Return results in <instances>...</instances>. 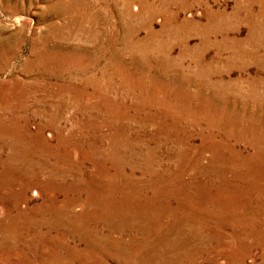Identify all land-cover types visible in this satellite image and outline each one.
I'll return each mask as SVG.
<instances>
[{"label":"rangeland","instance_id":"obj_1","mask_svg":"<svg viewBox=\"0 0 264 264\" xmlns=\"http://www.w3.org/2000/svg\"><path fill=\"white\" fill-rule=\"evenodd\" d=\"M144 1H145V4L146 3L147 4L144 7V10H143L144 12H142V9H143L142 6L144 5H142L141 2H143V0H133L132 2H130V0H123V2L122 0H0V96H1L0 97L1 98L0 116L6 114L7 104L10 102V100L14 102V100H16L17 97H23L24 101L26 102V107H27L24 111L21 112V114L19 113V115H21L20 116L21 118L19 117L18 119V123L16 125L17 127L15 126L13 130L14 133L8 127L5 128L4 126H1L3 129V132L2 133L0 132L1 134L0 135V172H1L0 173V192H1L0 194V211H1V214H0V219H1L0 221V233H1L0 234V243H1L0 244V264H5V263L6 264H40L41 262H42L41 264H57V262L62 263V261L68 264H75V263L76 264H130L129 261L125 262L117 258L116 256H114L113 252L106 250V247H113L112 245L114 244L112 243V241L121 240V239L124 240V237L120 236L121 229H117L118 231L109 233L107 229V225L105 226L106 223H105L104 218L105 219L109 218L108 212L118 213L117 214L118 217L132 218L138 215L139 212L146 211L148 213H152L153 211H156V209L150 206L149 208H145V202L143 201L145 197H143L140 200V204L143 205L144 207L134 205L133 203L134 201L130 199V196H132L131 194H133L129 192L130 189H127V191L125 192L120 191V192L115 193L117 197L116 198L117 204H113L111 202V199L107 198V197H111V196H108V194L111 193L110 192L111 190L109 191V188H110L108 186L109 184H105L103 183V181L105 180L107 182V179H116L122 176L121 178L128 179L127 180L128 182L135 180L134 182L138 185L139 190H142L141 193L143 192L142 193L143 196H145V194L150 193V191L145 189V184H144L145 179H146L145 176L147 177L148 175L143 173L145 172V164H144L145 160H142V159H145L146 148L147 150H151V151L155 150L156 151V152L154 151L155 155L158 153L157 156L163 159V161L165 160L164 162H166L167 159H170L171 157L172 158L170 160L174 161L175 160L174 155H179L182 152L181 150H183L182 148H186V147L191 148V149H187L188 151L185 153V156H184L186 160H190L189 164H193L192 162L193 159L194 161H196V158H197L196 156L198 155V153L201 154L200 157L202 159H200V163L203 166L208 164V162H210V159H211L210 150L208 148L206 150V148L204 147L200 148L202 139L201 140L199 139L201 138V135H204V134L207 135L213 132L211 129H214V128H209L208 118H207L209 115H213V114L208 113L207 114L208 116H206L205 115L206 113H199L201 112L199 103H197L194 107L195 109L198 108L197 110H200V111H197L193 114H189L185 108L184 109L176 108L174 110L173 108L170 109L169 103L175 100L176 98L173 93L171 94L172 89L168 88L169 86H171L172 83H174L173 80H170L168 78H163V79L159 78V82H158L159 84L155 88L154 84L150 82L151 80L149 81L148 79L150 76H152V74L157 75V77H162L161 74H166L167 72L177 73L178 71L183 70V72L185 71L184 72L185 78H188L190 77V74L193 73V70L197 68V66L205 67L207 69L209 68L210 71L211 69L213 71V72L211 71L212 73L210 74L212 77L209 75V78H211L209 79V82L207 81H204L201 83L195 82V84L197 85L193 83L192 84L182 83V86L183 87L185 86L184 87L185 91L187 90V91H191L194 93L201 92V96L199 98L200 101H206L210 97L213 98V95L215 94L216 96L218 95L217 98H220V97L223 98V100L226 103L225 105H227V103L228 104L233 103L232 107L230 108L226 107L227 110L230 111V112H227V115H232V113L236 114L235 113L236 111H239L242 115L244 113H249V115H254L256 113V110L258 112L257 104H261L264 107V99H263L264 98V95H263L264 94V90H263L264 80L263 81L257 80V78L259 77L264 79V37H263L264 33H262L264 31V0H248V1L247 0H195V1L194 0H186V1L184 0H181V1L180 0H166V1L165 0H144ZM138 2H140L139 3L140 6ZM124 3L129 4L128 10L130 12L128 10L126 12V8L125 7L123 8V6L125 5ZM151 3H152V6H151ZM240 8L244 10L242 11ZM147 9L150 11H148ZM122 11H124L123 14H122ZM139 13H141L143 16ZM128 14L132 17L134 15L133 17V19L135 20L134 24L130 23L128 19L129 18ZM90 18L93 20H91ZM194 21L197 23H195ZM209 21L212 22V24ZM253 24L257 28V31L255 33H253V30H252ZM130 25H135L134 29L136 30L137 35L136 34L131 35L130 30H129L131 27ZM204 25H208V27L214 32H210L209 30L207 31L203 29ZM163 27L164 28L166 27V29H164ZM170 27L175 28L178 31ZM193 29H195L196 31ZM91 33H93L94 35ZM257 33H262V34H257ZM250 35H254L253 36L254 38L250 39ZM257 35L260 36L258 38H261V41H258V39L256 38ZM144 38H147V39H144ZM95 39H97V41ZM136 39L139 42L142 39L143 41H145L146 45L141 47L143 51L135 49L136 46L132 42L137 43ZM161 39L165 42H163ZM245 40L248 42L250 46L254 47L253 50L255 54L254 56H252L254 57L253 59L252 57H249V55H239V54L237 55V53L241 51L235 52V50H244V51L246 50L247 52H251L250 48L245 47V43H246ZM92 41H94L95 45ZM169 41L170 42L172 41L171 43L173 44H171ZM249 41H252L253 43ZM180 42L181 44H179ZM157 46L159 48H157ZM126 47L128 49H125ZM166 48L170 49L171 51ZM129 51L131 52L129 53ZM69 52L75 54L77 58L74 57L73 59L62 61L66 57L65 54H68ZM49 53L51 56H49ZM146 55H147V58L145 57ZM170 56L171 58H169ZM59 57L61 60H59ZM201 57L203 59H201ZM51 58L53 61L51 60ZM184 58L185 59L187 58V59L184 60ZM40 60H41L40 62L41 65L39 63ZM110 60L114 62H111ZM182 60L184 61L182 62ZM199 60L203 61V62L201 61L199 62L201 65L198 64ZM115 63H117L118 65ZM48 64L50 65L51 68L49 67ZM206 65L207 66L211 65V66L207 67ZM83 68L84 70L77 71L78 69H83ZM174 68L175 70H173ZM72 69H73V72H72ZM106 69L109 72L105 74L106 75L105 77H102L101 72L102 70L105 71ZM116 70H117V74L114 77V73H116ZM69 72H72V73H69ZM139 72L143 73L144 75L143 80H141L139 77H136L138 76ZM92 74H94L93 79L91 81H87L86 79L89 78V75H92ZM99 77L101 78V80ZM124 78H128V79L130 78V79L125 80ZM221 81L223 82L221 83ZM241 81L242 82L245 81V82L242 83ZM142 82L145 84H143ZM207 83L217 86L219 89V92H217L218 94L214 92V90H212L213 88L211 89ZM196 86H199L201 88L198 90L196 89L197 88ZM227 86L228 88L232 87L231 89H234L236 86L237 90L236 88L234 89L235 91L230 89L229 90L230 92L225 93V96H224L223 95L224 93L220 92V90L221 88L227 87ZM95 87H97L98 89ZM121 87L123 88V90ZM254 88H259L260 90L254 89ZM66 89L67 91H70V93L67 92ZM98 90H100V92ZM157 90L159 92H157ZM245 90L247 92H245ZM254 90L257 92H255ZM110 91L113 93H111ZM123 91L126 93H124ZM255 93H257L258 95ZM59 94H61V96H59ZM233 95H235V97ZM3 96L5 97L3 98ZM78 96L79 98L77 99ZM105 96L107 98H105ZM58 99L59 100L61 99V100L59 101ZM145 99L147 103L145 102ZM170 99L171 101H169ZM160 100H162L163 102ZM162 103H163V106H162ZM120 105H122L123 107ZM160 108H161V111H160ZM143 110H145L148 114L144 112ZM218 111L220 112L219 114L222 113L220 110ZM240 113L237 115L240 116ZM259 114L261 116L260 118L264 117L263 111H259ZM108 115L109 117H107ZM62 116H63V120H62ZM189 116H192V118L194 119L196 118L195 120H197L198 122L197 126L196 125L191 126L192 125L190 123L191 117L189 119ZM213 124H215L214 121H213ZM172 126L174 129L175 128L176 129L174 130ZM180 126L183 127V130L181 129L182 127ZM216 128L219 129L218 136L215 134L217 138H221V136L223 137L225 131L228 129V127H226L225 124L224 125L222 124L220 127L217 126ZM55 130L56 132H58V134L55 132ZM195 131H198V132H195ZM4 132H6V136L3 135ZM114 132L116 135L114 134ZM83 133L84 134L87 133V135L86 134L84 135ZM163 133L164 134L166 133V134L164 135ZM163 135L165 136V138ZM191 135L192 137H190ZM121 136L123 138H120ZM185 136L189 138L188 143L184 144L183 146L179 145L180 141L178 139H182ZM125 138L127 139L124 140ZM242 139L243 140L239 142H236L235 139H231L227 142V145L228 147L237 146L239 150L244 151V152H251V149H248L246 145L242 143L245 141V139L244 138ZM168 140H171V141L175 140V143L173 141L171 143V141L169 142ZM116 142L117 144H115ZM107 143L109 145H107ZM113 144L115 145L114 147L116 148V151L112 149ZM126 146H129V147H126ZM121 148L122 149L125 148V149L121 150ZM195 148H197L199 152ZM89 149H90V152H89ZM98 149L102 151V156L104 158L98 156L99 158L98 159L97 155L93 154L94 151ZM127 150H129L130 154H128L129 152ZM106 154L107 155L112 154L116 160L118 159L117 157H121L124 154H127L128 156L131 155L135 163H132L133 166L130 165V169L125 168L126 173L122 171L120 172L119 170H115L114 164L116 162H112L108 160L106 158ZM118 154L119 155L122 154V155L119 156ZM58 159L65 162L64 164L66 165L71 164L70 166H73V170L71 168V172H70L71 174L68 173L65 176L64 179L66 182L64 183L62 182L64 181V179H60V177L51 176V173L49 171L45 173H39L38 169L35 168L36 167L35 162H36L37 164L47 163L48 165L47 164L46 165L49 167V170L57 169L56 166H53L51 164L58 161ZM141 160H142V163H141ZM172 161L171 163L169 162L170 164L168 163L166 170L168 169L170 170L171 168H173ZM29 164H32V166L30 167ZM62 165L63 163H59L60 170L63 169V167H61ZM108 165L112 166L113 169L105 170L106 166ZM2 166H3V169H2ZM184 172L186 173L185 176L183 177L184 180L189 179L191 177L190 175H193V173H187L186 169ZM42 176L44 178H42ZM69 176H73L75 178L73 179V177L71 178ZM1 177L4 178L5 181ZM51 177L52 178L54 177L55 181H53L50 184ZM152 178H155V177H152ZM147 179H149V176L147 177ZM226 179L228 181H231L232 180L231 175H226ZM201 181L203 183H212L210 182L211 179L209 177L201 178ZM157 182L159 183V181ZM248 182L249 183L252 182L253 184L258 185L259 187L262 186V189L259 191H252L255 189L250 188L251 189L250 195H252L251 196L252 200L253 201L264 200V177L256 178L255 176L254 178L249 179ZM12 184L14 185L12 186ZM46 185H48L49 187ZM62 185L65 186L66 190L64 189L60 190L59 187H61ZM70 185L71 186L76 185L75 187H79L81 190H83V193L78 195L80 197L76 196L73 192L71 194V191L73 190L71 189ZM113 185L114 186L117 185L116 181L113 182ZM99 186H101L102 188ZM96 189L98 190V192ZM171 192H174V190ZM33 193H36V194H33ZM91 193L93 194V196ZM126 198L129 200H127ZM95 199L102 200V209L100 210L101 213L99 214H98L99 208L98 207L96 208L93 205L94 202L96 201ZM67 200L70 201V203L65 202ZM81 202H84V204H81ZM60 204L61 205L66 204L65 207H67L66 210L68 212V215L70 216V221L72 219L74 221L80 220L79 223H77V225L70 222L71 226L60 227L54 221L51 222L52 213L54 216L60 213L61 211ZM158 204L160 205V203ZM80 205L82 207L85 206V209L88 208V210H86L88 212L86 215H84V217H81V214L83 211ZM246 208L250 210V208L248 207ZM109 209L111 210L113 209V210L109 211ZM186 209L188 211H192L189 209V206H187ZM136 211L138 214L136 213ZM155 213L156 212H154L153 214ZM88 215H90L91 217H89ZM179 215L181 216V214H178V216ZM86 216L88 217L85 218ZM152 216H155V215H150V217ZM31 217L32 219H30ZM118 217L114 218L115 222H117ZM150 217H149V220L145 219V241H147V243H150L149 241H151V239L155 240V238H153V235L162 234L163 243L168 244L164 246L163 248L164 249L169 248V251L165 250L166 253L164 252L165 254L159 257L158 256L151 257V255H148L149 257L148 256L145 257V261L148 264H160V263L161 264H213V263L214 264L216 263L224 264L226 261L225 260L226 255L230 253L234 254L235 250L232 251V249L229 248L230 246L233 247L234 244L239 245L238 248L241 250V252L240 251L235 252V255L242 256L241 258H242L243 264H261L260 258L263 256L262 253L264 251V236H262L264 235V224L262 223H257L256 221L253 222V220H250L249 222L246 223L241 220H236L233 216L232 217L233 222L232 220H229L223 223V225L217 224L218 226L216 224H213L212 220L203 222V219H202L201 221H198V222L196 221L192 222L190 219L182 220V218H181L182 224L180 222V225L174 226L176 222H174L173 219H170L167 216H164V217H166L168 221L166 220V218H163L162 219L163 223L159 222L160 218L157 221L156 220L153 221L151 220ZM101 218L104 221H102ZM187 221H190V223ZM251 223H252V226H251ZM72 227H81L82 231L78 233L79 235L77 233H72L73 232ZM146 228H148L149 230ZM158 228L161 230H159ZM168 228H170L171 230ZM174 228L177 230H175ZM85 230H87L88 232ZM175 231L177 234L175 233ZM216 231L220 233L221 237H223L221 238L222 246L219 245L218 248L216 247L217 244H215L214 240L211 242L212 243L211 244L210 241L207 243V239H206V236L208 234H212V233L215 234ZM10 232L12 233L14 232V233L11 234ZM92 232H97L98 234L96 233L95 234L98 236L107 235L109 239H111L112 241L110 242L107 241V242L102 243L96 240L95 238L93 239V238L88 237V235ZM168 232L169 234H167ZM178 233L179 234L185 233L183 235L184 241L181 243L182 247L180 249L174 247L178 249V251H172L170 250L171 249L170 247H173V246L169 245L170 243L169 240L172 239V240L177 241V238L175 235H178ZM10 235L12 238H9ZM196 235H199L202 237L201 245L203 247L209 244L206 247L207 250H204V248L198 249V245H196L198 242L197 238L195 237ZM164 238L167 240H165ZM11 240L12 241L14 240V241L12 242ZM204 242H206V244ZM105 245L107 246L105 247ZM227 248L230 250H228ZM142 249L143 248L140 249V254H142ZM243 253L245 256H243ZM73 255H75V258ZM135 260L139 261V258ZM137 261L136 263H138Z\"/></svg>","mask_w":264,"mask_h":264},{"label":"bare ground","instance_id":"obj_2","mask_svg":"<svg viewBox=\"0 0 264 264\" xmlns=\"http://www.w3.org/2000/svg\"><path fill=\"white\" fill-rule=\"evenodd\" d=\"M133 0H130V2H132ZM166 1V0H165ZM181 1V0H180ZM184 1H186V0H184ZM195 1V0H194ZM248 1V0H247ZM122 2H123V0H122ZM148 2V1H147ZM168 2V1H167ZM166 2V3H167ZM178 2V1H177ZM198 2V1H197ZM82 3V2H81ZM140 2H138V4H139ZM159 3V2H158ZM161 3V2H160ZM163 3V2H162ZM165 3V2H164ZM195 3V2H194ZM244 3V2H243ZM76 4H77V2H76ZM123 4V3H122ZM125 4V3H124ZM131 4V3H130ZM135 4V3H134ZM141 4L142 5H144V6H142V12H144L143 10H144V7H145V5L147 4H145V1L143 0V2H141ZM199 4V3H198ZM239 4V3H238ZM68 5V4H67ZM83 5V4H82ZM235 5V4H234ZM237 5V4H236ZM132 6V5H131ZM131 6H130V8H131ZM139 6H140V4H139ZM151 6H152V3H151ZM162 6V5H161ZM161 6H160V8H161ZM168 6V5H167ZM174 6V5H173ZM69 7V6H68ZM73 7V6H72ZM82 7V6H81ZM89 7V6H88ZM126 8V12H127V10H128V7H129V4L127 3V4H125L124 6H123V8ZM147 7H148V5H147ZM146 7V8H147ZM154 7V6H153ZM157 7V6H156ZM163 7V6H162ZM150 8V7H149ZM166 8V7H165ZM175 8V7H174ZM237 8V7H236ZM242 8V7H241ZM240 8V9H241ZM71 10V9H70ZM73 10H74V8H73ZM119 10V9H118ZM138 10V9H137ZM148 10V9H147ZM242 10V9H241ZM244 10V9H243ZM242 10V11H243ZM129 11V10H128ZM148 11H150V10H148ZM155 11V10H154ZM168 11V10H167ZM208 11V10H207ZM240 11V10H239ZM123 12L124 11H122V14H123ZM130 12V11H129ZM153 12V11H152ZM222 12V11H221ZM121 13V12H120ZM149 13V12H148ZM160 13V12H159ZM174 13V12H173ZM249 13V12H248ZM247 13V14H248ZM132 14V13H131ZM135 14V13H134ZM139 14H141V13H139ZM144 14V13H143ZM155 14V13H154ZM167 14V13H166ZM169 14V13H168ZM172 14V13H171ZM176 14V13H175ZM214 14V13H213ZM226 14V13H225ZM124 15H126V14H124ZM142 15V14H141ZM140 15V16H141ZM208 15V14H207ZM239 15V14H238ZM78 16V15H77ZM137 16V15H136ZM143 16V15H142ZM167 16V15H166ZM171 16V15H170ZM173 16V15H172ZM205 16V15H204ZM212 16V15H211ZM216 16V15H215ZM219 16V15H218ZM235 16V15H234ZM122 17V16H121ZM125 17V16H124ZM128 19H129V21H130V23H135V20L133 19V17H134V15H133V17L132 16H130L129 14H128ZM148 17V16H147ZM222 17H224V16H222ZM236 17V16H235ZM79 18V17H78ZM138 18V17H137ZM213 18V17H212ZM91 19V18H90ZM121 19V18H120ZM136 19V18H135ZM142 19V18H141ZM140 19V20H141ZM252 19V18H251ZM91 20H93V19H91ZM143 20V19H142ZM207 20H208V18H207ZM235 20V19H234ZM258 20V19H257ZM88 21V20H87ZM124 21V20H123ZM186 21V20H185ZM262 21V20H261ZM71 22V21H70ZM94 22V21H93ZM128 22V21H127ZM138 22H139V20H138ZM189 22V21H188ZM195 22V21H194ZM210 22V21H209ZM241 22V21H240ZM122 23V22H121ZM124 23V22H123ZM166 23V22H165ZM184 23V22H183ZM195 23H197V22H195ZM211 24H212V22H210ZM254 23V22H253ZM148 24V23H147ZM236 24V23H235ZM256 24V23H255ZM70 25H71V23H70ZM137 25V24H136ZM145 25V24H144ZM143 25V26H144ZM150 25V24H149ZM166 25V24H165ZM181 25V24H180ZM189 25H190V23H189ZM193 25V24H192ZM195 25V24H194ZM238 25V24H237ZM65 26V25H64ZM112 26V25H111ZM131 26V27H130ZM129 27H130V33H131V35H137V32H136V30L134 29V26L135 25H130ZM142 26V25H141ZM167 26V25H166ZM183 26V25H182ZM150 27V26H149ZM148 27V28H149ZM188 27V26H187ZM193 27H195V26H193ZM197 27V26H196ZM200 27V26H199ZM57 28V27H56ZM122 28V27H121ZM147 28V27H146ZM152 28V27H151ZM164 28V27H163ZM162 28V29H163ZM170 28H172V27H170ZM58 29V28H57ZM150 29V28H149ZM164 29H166V27L164 28ZM172 29H175V28H172ZM179 29V28H178ZM184 29H185V27H184ZM202 29V28H201ZM203 29H205V30H209L210 32H214L213 30H211L209 27H208V25H204V27H203ZM263 29V28H262ZM175 30H177V29H175ZM190 30V29H189ZM193 30H195V29H193ZM250 30V29H249ZM252 30H253V33H255L256 31H257V28L255 27V25L253 24V28H252ZM125 31V30H124ZM144 31V30H143ZM142 31V32H143ZM178 31V30H177ZM176 31V32H177ZM196 31V30H195ZM95 32V31H94ZM168 32V31H167ZM197 32H198V30H197ZM228 32V31H227ZM88 33H90V32H88ZM126 33V32H125ZM127 33H129V32H127ZM159 33V32H158ZM173 33V32H172ZM262 33H264V31L262 32ZM262 33H257V34H262ZM91 34H93V33H91ZM99 34V33H98ZM97 34V35H98ZM149 34V33H148ZM164 34H166V33H164ZM169 34V33H168ZM171 34V33H170ZM177 34V33H176ZM176 34H175V36H176ZM94 35V34H93ZM174 35V34H173ZM191 35V34H190ZM89 36V35H88ZM91 36V35H90ZM99 36V35H98ZM101 36V35H100ZM128 36V35H127ZM149 36V35H148ZM159 36V35H158ZM163 36V35H162ZM168 36H170V35H168ZM174 36V37H175ZM196 36V35H195ZM249 36V35H248ZM254 35H250V39H252V38H254L253 37ZM143 37H145V36H143ZM157 37V36H156ZM179 37V36H178ZM258 37H260V36H258L257 35V39H258V41H261V38H258ZM261 37H262V35H261ZM264 37V36H263ZM96 38H98V37H96ZM140 38V37H139ZM154 38V37H153ZM160 38V37H159ZM162 38V37H161ZM180 38V37H179ZM185 38H187V37H185ZM248 38V37H247ZM128 39H129V37H128ZM130 39H131V37H130ZM144 39H147V38H144ZM172 39V38H171ZM91 40H92V38H91ZM96 41H97V39H95ZM137 40V39H136ZM158 40V39H157ZM162 40V39H161ZM177 40V39H176ZM187 40V39H186ZM226 40V39H225ZM256 40V39H255ZM159 41H160V39H159ZM163 41V40H162ZM167 41V40H166ZM211 41V40H210ZM246 41V40H245ZM88 42V41H87ZM91 42V41H90ZM93 43H94V41H92ZM126 42V41H125ZM137 43H135V42H132V43H134L135 44V49H137V50H140V51H143V49L141 48V47H143V46H145L146 44H145V41H143V39L139 42L138 40L136 41ZM163 42H165V41H163ZM170 42V41H169ZM172 42V41H171ZM170 42V43H171ZM249 42H252V41H249ZM92 43V44H93ZM110 43V42H109ZM131 43V44H132ZM147 43H149V42H147ZM150 43H152V42H150ZM154 43V42H153ZM161 43V42H160ZM218 43H220V42H218ZM253 43V42H252ZM162 44V43H161ZM168 44V43H167ZM171 44H173V43H171ZM179 44H181V42L179 43ZM186 44V43H185ZM251 44V43H250ZM94 45H95V43H94ZM93 45V46H94ZM109 45V44H108ZM128 45V44H127ZM158 45V44H157ZM164 45H165V43H164ZM163 45V46H164ZM132 46V45H131ZM149 46H151V45H149ZM156 46V45H155ZM154 46V47H155ZM186 46V45H185ZM257 46V45H256ZM100 47V46H99ZM168 47V46H167ZM172 47V46H171ZM245 47H247V48H250V50H251V52H247L246 50L244 51V50H235V52L236 51H241V52H238L237 53V55L239 54V55H249V57H252V56H254V54H255V52H254V47H252V46H250L249 44H248V42L246 41V43H245ZM148 48V47H147ZM152 48V47H151ZM157 48H159L158 46H157ZM170 48V47H169ZM200 48V47H199ZM226 48V47H225ZM125 49H128L127 47L125 48ZM153 49V48H152ZM151 49V50H152ZM155 49V48H154ZM166 49H168V48H166ZM172 49V48H171ZM184 49V48H183ZM219 49V48H218ZM242 49V48H241ZM73 50V49H72ZM119 50V49H118ZM156 50V49H155ZM164 50V49H163ZM168 50H170V49H168ZM249 50V51H250ZM74 51H75V49H74ZM127 51V50H126ZM125 51V52H126ZM134 51V50H133ZM148 51V50H147ZM154 51V50H153ZM171 51V50H170ZM225 51V50H224ZM256 51V50H255ZM258 51V50H257ZM260 51V50H259ZM53 52V51H52ZM60 52V51H59ZM82 52V51H81ZM94 52V51H93ZM131 51H129V53H130ZM166 52V51H165ZM169 52V51H168ZM200 52V51H199ZM80 53V52H79ZM84 53V52H83ZM115 53V52H114ZM120 53V52H119ZM145 53V52H144ZM143 53V54H144ZM148 53V52H147ZM161 53V52H160ZM167 53V52H166ZM202 53V52H201ZM52 54V53H51ZM100 54V53H99ZM116 54V53H115ZM140 54V53H139ZM162 54V53H161ZM181 54V53H180ZM183 54V53H182ZM203 54V53H202ZM38 55V54H37ZM41 55V54H40ZM43 55V54H42ZM131 55V54H130ZM149 55H150V53H149ZM158 55V54H157ZM164 55V54H163ZM177 55V54H176ZM185 55V54H184ZM257 55H258V53H257ZM49 56H51L50 55V53H49ZM65 58L62 60V61H67V60H70V59H73L74 57H76L77 58V56L75 55V54H73V53H68V54H65ZM99 56V55H98ZM133 56V55H132ZM156 56V55H155ZM186 56V55H185ZM200 56V55H199ZM202 56V55H201ZM44 57V56H43ZM57 57V56H56ZM81 57V56H80ZM84 57V56H83ZM91 57V56H90ZM146 58H147V55L145 56ZM181 57V56H180ZM223 57V56H222ZM239 57V56H238ZM241 57V56H240ZM259 57V56H258ZM48 58V57H47ZM115 58H116V56H115ZM120 58V57H119ZM144 58V57H143ZM157 58V57H156ZM164 58V57H163ZM167 58H168V56H167ZM169 58H171V56L169 57ZM254 57H252V59H253ZM81 59V58H80ZM96 59V58H95ZM142 59V58H141ZM182 59V58H181ZM180 59V60H181ZM187 59V58H186ZM185 58H184V60H186ZM191 59V58H190ZM201 59H203L202 57H201ZM212 59V58H211ZM241 59V58H240ZM246 59V58H245ZM51 60H52V58H51ZM59 60H61L60 59V57H59ZM76 60V59H75ZM117 60V59H116ZM153 60V59H152ZM166 60V59H165ZM173 60V59H172ZM184 60H182V62L184 61ZM198 60V59H197ZM35 61H36V59H35ZM38 61V60H37ZM53 61V60H52ZM78 61V60H77ZM76 61V62H77ZM111 61V60H110ZM154 61V60H153ZM196 61V60H195ZM203 62L202 60H199L198 61V64H200L199 62ZM241 61V60H240ZM263 61V60H262ZM41 62V60L39 61V63ZM75 62V61H74ZM111 62H114V61H111ZM116 62V61H115ZM118 62V61H117ZM209 62V61H208ZM45 63V62H44ZM48 63H49V61H48ZM73 63V62H72ZM71 63V64H72ZM91 63H92V61H91ZM90 63V64H91ZM107 63V62H106ZM105 63V64H106ZM167 63V62H166ZM179 63V62H178ZM255 63V62H254ZM260 63V62H259ZM86 64V63H85ZM115 64H117V63H115ZM173 64V63H172ZM204 64H206V63H204ZM242 64V63H241ZM29 65V64H28ZM40 65H41V63H40ZM43 65V64H42ZM49 65V64H48ZM109 65V64H108ZM112 65H114V64H112ZM118 65V64H117ZM120 65V64H119ZM129 65V64H128ZM180 65V64H179ZM201 65V64H200ZM31 66V65H30ZM71 66V65H70ZM90 66V65H89ZM106 66V65H105ZM104 66V67H105ZM124 66V65H123ZM127 66V65H126ZM132 66V65H131ZM165 66V65H164ZM174 66V65H173ZM207 66V65H206ZM211 66V65H210ZM210 66H207V67H210ZM49 67H50V65H49ZM83 67V66H82ZM110 67H112V66H110ZM116 67V66H115ZM114 67V68H115ZM169 67V66H168ZM183 67V66H182ZM228 67V66H227ZM34 68V67H33ZM38 68V67H37ZM41 68V67H40ZM39 68V69H40ZM51 68V67H50ZM55 68V67H54ZM78 68H79V66H78ZM123 68V67H122ZM45 69V68H44ZM108 69V68H107ZM107 69L104 71V70H102V72H101V76L102 77H105L106 75V73H108L109 71H107ZM116 69V68H115ZM121 69V68H120ZM126 69V68H125ZM240 69H242V68H240ZM244 69V68H243ZM35 70V69H34ZM82 70H84V68L83 69H78L77 71H82ZM86 70V69H85ZM117 70H118V68H117ZM117 70H116V73H114V77L116 76V74H117ZM122 70V69H121ZM124 70V69H123ZM129 70V69H128ZM167 70V69H166ZM173 70H175V68L173 69ZM217 70V69H216ZM31 71V70H30ZM45 71V70H44ZM43 71V72H44ZM66 71H67V69H66ZM211 71H212V69H211ZM210 71V69L208 68H205V67H198L197 66V68L195 69V70H193V73L192 74H190V77H188V78H185V71L183 72V70L182 71H178L177 73H166V74H161V76L162 77H157V75H153L152 74V76H150L148 79H149V81L150 82H152L153 84H154V86H155V88H156V86L159 84L158 82H159V78H168V79H170V80H173V82L174 83H172L171 84V86H169L168 88H171L172 90H171V94L173 93L174 94V96L176 97L175 98V100H173L172 102H170L169 103V108L170 109H172L173 108V110L174 109H176V108H180V109H186L187 110V112L189 113V114H193V113H195V112H197V111H200V110H197V109H195V105L197 104V103H199V105H200V109H201V112H199V113H206L205 115L206 116H208L207 114L209 113V114H213V115H209L207 118H208V126H209V128H214V129H211L213 132H211V133H209V134H207V135H205L203 132V134L204 135H201V138L199 139V140H201V146H200V148L201 147H204V148H206V150H207V148L210 150V152H211V159H210V162H208V164H206L205 166H203V165H201V163H200V159H202L201 157H200V153H198V155L196 156L197 158H196V161H194V159L192 160V162H193V164H189V161L190 160H186L185 159V153L188 151L187 149H191V148H182L183 150H181L182 152L179 154V155H174V157H175V160L174 161H172V160H170V159H167V161L166 162H164L163 161V159H161L160 157H158L157 156V154L155 155V152L154 151H151V150H147V148H146V150H145V159H142V160H145V172H143V173H145V174H147L148 176H149V179H147V177L145 176V189L146 190H148V191H150V193H148V194H145V196H143L142 195V193H141V191L142 190H139V187H138V185L134 182L135 180H132V181H127L128 179H123V178H116V179H107V182L104 180L103 181V183H105V184H109L108 186L110 187L109 188V191L111 192L110 194H108V196H111V197H107V198H110L111 199V202L113 203V204H117V197H116V195H115V193H117V192H120V191H123V192H125V191H127V189H130V191L129 192H131V193H133V194H131L132 196H130V199L132 200V201H134L133 203H134V205H137V206H143V205H141L140 204V200L143 198V197H145V199H143V201L145 202V208H149V206L150 207H152V208H154V209H156V211H153L152 213H148V212H146V211H142V212H139V214L137 213V211H136V213L138 214V215H136V216H134V217H132V218H128V217H118V213H109L108 212V216H109V218L107 219H105L104 218V220H105V226L107 225V229H108V232L109 233H112V232H116V231H118L117 229H121V232H120V236L121 237H124V240H116L115 238V240L116 241H112L111 239H109V237L107 236V235H103V236H98V235H96V234H98L97 232H92V233H90L89 235H88V237H90V238H95L96 240H98V241H100V242H102V243H104V242H107V241H112V243L114 244V245H112L113 247H106L107 245H105V247H106V250L108 251H110V252H113V254H114V256H116L117 258H119V259H121V260H123V261H129L130 262V264H148L146 261H145V257H147L148 255H151V257L152 256H161V255H163V254H165L166 252H165V250H168L169 251V248H163L164 246H166V245H168V244H165V243H163V239H162V234L161 235H153V238H155V240L153 239H151V237H150V239H151V241H149L150 243H147V241H145V219L146 220H149V217H150V215H155V216H152V217H150L151 218V220H153V221H157L159 218H160V220H159V222H162V219L163 218H166V217H164V216H167L168 218H170V219H173L174 220V222H176L175 224H174V226H177V225H180V222L182 221V220H188V219H190L192 222L194 221H196V222H198V221H201L202 219H203V222L204 221H210V220H212L213 222V224H222L223 225V223H225L226 221H229V220H232V222H233V216H234V218L236 219V220H241V221H243V222H249L250 220H253V222L254 221H256L257 223H262V224H264V200H260V201H253L252 200V195H250V192H251V189L250 188H252V189H255V190H252V191H259V190H261L262 189V186L261 187H259L258 185H255V184H253L252 182L251 183H249L248 181H249V179H251V178H254L255 176H256V178L257 177H264V117H262V118H260L261 116H260V114H259V111H263L264 112V107L261 105V104H257L258 105V107H257V109H258V112H257V110H256V113L254 114V115H249V113H244L243 115L239 112V111H236L235 113L236 114H233L232 113V115H227V112H230L229 110H227V108L226 107H232V104H228L227 103V105H225L226 103H225V101L223 100V98H217V96L214 94L213 95V98L212 97H210L208 100H206V101H200V96H201V92H191V91H185V89H184V87L182 86V83H185V84H189V83H193V84H195V82L196 83H198V82H204V81H207V82H209V79H211V78H209V75L213 72H211ZM37 72V71H36ZM40 72V71H39ZM38 72V73H39ZM55 72V71H54ZM72 72H73V69H72ZM72 72H69V73H72ZM111 72V71H110ZM134 72V71H133ZM145 72V71H144ZM221 73V72H220ZM43 74V73H42ZM50 74V73H49ZM217 74V73H216ZM118 75H120V74H118ZM149 75V74H148ZM211 76V75H210ZM215 76V75H214ZM217 76V75H216ZM93 77H94V74H92V75H89V78H87L86 80L87 81H91L92 79H93ZM96 77V76H95ZM122 77V76H121ZM128 77H130V76H128ZM136 77H139L141 80H143L144 79V75H143V73L142 72H139L138 73V76H136ZM212 77V76H211ZM257 77H259V76H257ZM100 78V77H99ZM98 78V79H99ZM123 78V77H122ZM138 78V79H139ZM97 79V78H96ZM113 79V78H112ZM125 80H129L128 78H124ZM132 79V78H131ZM254 79V78H253ZM100 80H101V78H100ZM191 80V81H190ZM246 80V79H245ZM255 80H256V78H255ZM257 80L258 81H263L264 79L263 78H261V77H259V78H257ZM99 81V80H98ZM108 81V80H107ZM120 81H121V79H120ZM130 81H132V80H130ZM136 81V80H135ZM169 81V80H168ZM247 81V80H246ZM137 82V81H136ZM223 81H221V83H222ZM242 82V81H241ZM245 81H243L242 83H244ZM251 82V81H250ZM80 83H82V82H80ZM87 83V82H86ZM116 83V82H115ZM126 83V82H125ZM130 83V82H129ZM143 83V82H142ZM234 83H235V81H234ZM233 83V84H234ZM247 83V82H246ZM123 84V83H122ZM143 84H145V83H143ZM208 84V83H207ZM228 84V83H227ZM232 84V85H233ZM253 84H255V83H253ZM259 84V83H258ZM116 85V84H115ZM168 85V84H167ZM173 85V86H172ZM195 85H197V84H195ZM229 85V84H228ZM244 85V84H243ZM84 86H86V85H84ZM92 86V85H91ZM90 86V87H91ZM96 86V85H95ZM117 86V85H116ZM121 86V85H120ZM128 86V85H127ZM136 86V85H135ZM208 86L212 89V90H214V92H219V89H218V87L217 86H214V85H212V84H208ZM221 86H222V84H221ZM249 86V85H248ZM251 86V85H250ZM254 86V85H253ZM64 87V86H63ZM68 87V86H67ZM71 87H72V85H71ZM70 87V88H71ZM94 87V86H93ZM115 87V86H114ZM125 87V86H124ZM197 88L196 89H200L201 87H199V86H196ZM255 87V86H254ZM257 87V86H256ZM62 88V87H61ZM69 88V87H68ZM81 88V87H80ZM79 88V89H80ZM95 88H97V87H95ZM109 88V87H108ZM120 88V87H119ZM122 88V87H121ZM127 88V87H126ZM161 88H163V87H161ZM204 88V87H203ZM232 88V87H231ZM231 88H228V86L227 87H223V88H221V90H220V92H222V93H224L223 95L225 96V93H227V92H230L229 90L231 89ZM235 88H236V86H235ZM234 88V89H235ZM253 88V87H252ZM78 89V90H79ZM98 89V88H97ZM129 89V88H128ZM187 89V88H186ZM234 89H231V90H234ZM242 89V88H241ZM248 89H250V88H248ZM247 89V90H248ZM254 89H259V88H254ZM61 90H63V89H61ZM84 90H85V88H84ZM103 90V89H102ZM122 90H123V88H122ZM133 90V89H132ZM146 90V89H145ZM155 90V89H154ZM236 90H237V88H236ZM260 90V89H259ZM264 90V89H263ZM3 91V90H2ZM66 91H67V89H66ZM82 91V90H81ZM81 91H79V92H81ZM99 92H100V90H98ZM107 91V90H106ZM109 91V90H108ZM116 91V90H115ZM127 91V90H126ZM131 91V90H130ZM235 91V90H234ZM233 91V92H234ZM253 91V90H252ZM255 91V90H254ZM64 92V91H63ZM67 92H69L70 93V91H67ZM73 92V91H72ZM77 92V91H76ZM96 92V91H95ZM111 92V91H110ZM124 92V91H123ZM129 92V91H128ZM142 92V91H141ZM157 92H159L158 90H157ZM245 92H247L246 90H245ZM255 92H257V91H255ZM262 92V91H261ZM4 93V92H3ZM6 93V92H5ZM66 93V92H65ZM64 93V94H65ZM86 93V92H85ZM89 93H90V91H89ZM98 93V92H97ZM111 93H113V92H111ZM124 93H126V92H124ZM134 93V92H133ZM140 93V92H139ZM138 93V94H139ZM238 93V92H237ZM252 93V92H251ZM254 93V92H253ZM2 94V93H1ZM79 94V93H78ZM109 94V93H108ZM121 94V93H120ZM213 94V93H212ZM218 94V93H217ZM230 94H232V93H230ZM229 94V95H230ZM236 94V93H235ZM239 94V93H238ZM237 94V95H238ZM250 94V93H249ZM255 94H257V93H255ZM69 95H71V94H69ZM73 95H75V94H73ZM87 95V94H86ZM95 95H97V94H95ZM94 95V96H95ZM103 95V94H102ZM156 95H157V93H156ZM211 95V94H210ZM222 95V96H223ZM258 95V94H257ZM264 95V94H263ZM59 96H61V94H59ZM82 96V95H81ZM99 96V95H98ZM131 96V95H130ZM234 97H235V95H233ZM242 96V95H241ZM244 96V95H243ZM246 96V95H245ZM1 97V96H0ZM5 96H3V98H4ZM9 97V96H8ZM63 97V96H62ZM100 97H101V95H100ZM124 97V96H123ZM132 97V96H131ZM138 97V96H137ZM231 97V96H230ZM237 97V96H236ZM258 97V96H257ZM74 98V97H73ZM79 98V96L77 97V99ZM104 98V97H103ZM105 98H107L106 96H105ZM133 98V97H132ZM242 98H244V97H242ZM250 98V97H249ZM12 99H13V97H12ZM99 99V98H98ZM101 99V98H100ZM118 99V98H117ZM150 99V98H149ZM264 99V98H263ZM0 100H1V98H0ZM8 100V99H7ZM59 100V99H58ZM61 100V99H60ZM59 100V101H60ZM103 100V99H102ZM142 100V99H141ZM158 100V99H157ZM165 100V99H164ZM237 100V99H236ZM235 100V101H236ZM254 100V99H253ZM4 101V100H3ZM15 101H16V103H15ZM84 101V100H83ZM134 101V100H133ZM159 101V100H158ZM160 101H162V100H160ZM169 101H171V99L169 100ZM9 102V101H8ZM35 102H37V101H35ZM79 102H81V101H79ZM132 102V101H131ZM145 102H146V99H145ZM144 102V103H145ZM163 102V101H162ZM167 102V101H166ZM232 102H233V100H232ZM254 102V101H253ZM252 102V103H253ZM100 103V102H99ZM102 103V102H101ZM109 103V102H108ZM141 103V102H140ZM147 103V102H146ZM145 103V104H146ZM156 103V102H155ZM161 103V102H160ZM213 103V104H212ZM35 104V103H34ZM37 104V103H36ZM132 104H134V103H132ZM132 104H131V106H132ZM165 104V103H164ZM245 104V103H244ZM6 105V104H5ZM15 105V106H14ZM33 105V104H32ZM40 105V104H39ZM55 105V104H54ZM61 105V104H60ZM80 105V104H79ZM78 105V106H79ZM84 105V104H83ZM157 105H158V103H157ZM166 105H167V103H166ZM236 105V104H235ZM256 105V106H257ZM4 106V105H3ZM2 106V107H3ZM76 106V105H75ZM120 106H122V105H120ZM130 106V105H129ZM150 106V105H149ZM162 106H163V103H162ZM250 106H251V104H250ZM81 107V106H80ZM123 107V106H122ZM146 107V106H145ZM154 107V106H153ZM157 107V106H156ZM234 107V106H233ZM240 107H241V105H240ZM247 107V106H246ZM249 107V106H248ZM27 107H26V102L24 101V99H23V97H17V99L16 100H14V102H12L11 100H10V102L7 104V111H6V114H4V115H1L0 116V132L2 133L3 132V129H2V127L1 126H4L5 128H9L10 130H12V132H13V130H14V128H15V126L17 125V123H18V119H19V117L21 116V115H19V113L21 114V112L22 111H24L25 109H26ZM28 108H29V106H28ZM61 108V107H60ZM77 108V107H76ZM127 108V107H126ZM253 108V107H252ZM2 109V108H1ZM78 109V108H77ZM101 109H103V108H101ZM167 109V108H166ZM179 109V110H180ZM39 110H40V108H39ZM46 110V109H45ZM110 110V109H109ZM108 110V111H109ZM123 110V109H122ZM132 110V109H131ZM130 110V111H131ZM150 110V109H149ZM154 110V109H153ZM178 110V111H179ZM185 110V111H186ZM218 110H220L222 113L221 114H219L220 112L218 111ZM42 111V110H41ZM40 111V112H41ZM55 111V110H54ZM53 111V112H54ZM128 111V110H127ZM144 112H146L145 110H143ZM160 111H161V108H160ZM163 111H165V110H163ZM245 111V110H244ZM247 111V110H246ZM249 111V110H248ZM255 111V110H254ZM1 112V111H0ZM105 112V111H104ZM104 112H103V114H104ZM107 112V111H106ZM150 112V111H149ZM152 112V111H151ZM186 112V113H187ZM141 113V112H140ZM147 113V112H146ZM153 113V112H152ZM161 113V112H160ZM240 113V116L239 115H237V114H239ZM24 114V113H23ZM102 114V113H101ZM138 114V113H137ZM148 114V113H147ZM31 115V114H30ZM43 115V114H42ZM51 115V114H50ZM115 115V114H114ZM121 115V114H120ZM145 115V114H144ZM144 115H142V116H144ZM154 115V114H153ZM157 115V114H156ZM164 115V114H163ZM177 115V114H176ZM41 116V115H40ZM47 116V115H46ZM162 116V115H161ZM160 116V117H161ZM171 116V115H170ZM203 116V115H202ZM38 117H39V115H38ZM50 117V116H49ZM107 117H109V115L107 116ZM147 117V116H146ZM156 117V116H155ZM166 117V116H165ZM174 117V116H173ZM190 117H191V119H190ZM220 117H222V118H220ZM21 118V117H20ZM26 118V117H25ZM41 118V117H40ZM44 118V117H43ZM97 118V117H96ZM116 118V117H115ZM144 118V117H143ZM157 118H158V116H157ZM167 118V117H166ZM169 118V117H168ZM172 118V117H171ZM176 118V117H175ZM65 119V118H64ZM173 119V118H172ZM191 121H190V120ZM189 121H190V123L192 124L191 126H193V125H196L197 126V124H198V122H197V120H195L194 118H192V116H189ZM55 120V119H54ZM62 120H63V116H62ZM115 120V119H114ZM138 120V119H137ZM142 120V119H141ZM154 120V119H153ZM178 120V119H177ZM201 120V119H200ZM19 121H21V120H19ZM50 121V120H49ZM105 121V120H104ZM107 121V120H106ZM113 121V120H112ZM174 121V120H173ZM202 121V120H201ZM213 121H214V123L215 124H213ZM58 122V121H57ZM115 122V121H114ZM166 122V121H165ZM180 122V121H179ZM59 123V122H58ZM100 123V122H99ZM106 123V122H105ZM104 123V124H105ZM112 123V122H111ZM137 123V122H136ZM167 123V122H166ZM172 123V122H171ZM204 123V122H203ZM25 124V123H24ZM27 124V123H26ZM103 124V123H102ZM176 124V123H175ZM186 124V123H185ZM226 125V127H228V129L225 131V133H224V135H223V137L221 136V138H217V136H218V130L219 129H217L216 127L218 126V127H220L221 125ZM90 125V124H89ZM95 125V124H94ZM110 125V124H109ZM139 125V124H138ZM181 125V124H180ZM158 126V125H157ZM156 126V127H157ZM161 126H163V125H161ZM173 126H174V124H173ZM173 126H172V128H173ZM175 126H177V125H175ZM17 127V126H16ZM55 127H56V125H55ZM94 127V126H93ZM101 127V126H100ZM114 127V126H113ZM180 127H182V126H180ZM223 127V126H222ZM50 128H51V126H50ZM54 128V127H53ZM70 128V127H69ZM144 128H145V126H144ZM224 128V127H223ZM17 129V128H16ZM57 129V128H56ZM71 129V128H70ZM117 129V128H116ZM135 129V128H134ZM162 129H164V128H162ZM174 129V128H173ZM176 129V128H175ZM174 129V130H175ZM182 130H183V127L181 128ZM191 129V128H190ZM207 129V128H206ZM225 129V128H224ZM8 130V129H7ZM6 130V131H7ZM20 130V129H19ZM21 130H23V129H21ZM27 130V129H26ZM41 130V129H40ZM142 130V129H141ZM158 130V129H157ZM58 131V130H57ZM111 131V130H110ZM134 131H136V130H134ZM143 131V130H142ZM165 131V130H164ZM163 131V132H164ZM192 131V130H191ZM202 131V130H201ZM204 131V130H203ZM208 131H209V129H208ZM8 132V131H7ZM11 132V131H10ZM20 132V131H19ZM26 132V131H25ZM55 132H56V130H55ZM54 132V133H55ZM62 132V131H61ZM70 132V131H69ZM116 132V131H115ZM115 132H114V134H115ZM195 132H198V131H195ZM205 132H206V130H205ZM14 133V132H13ZM40 133V132H39ZM38 133V134H39ZM57 134H58V132H56ZM78 133V132H77ZM120 133V132H119ZM145 133V132H144ZM222 133H223V131H222ZM84 134V133H83ZM86 135H87V133H85ZM84 134V135H85ZM164 134V133H163ZM166 134V133H165ZM164 134V135H165ZM171 134V133H170ZM169 134V135H170ZM217 136H216V135ZM221 134V133H220ZM1 135V134H0ZM3 135L4 136H6V132H4L3 133ZM41 135V134H40ZM39 135V136H40ZM60 135V134H59ZM69 135V134H68ZM76 135V134H75ZM107 135V134H106ZM116 135V134H115ZM163 135V136H164ZM178 135V134H177ZM33 136V135H32ZM42 136H43V134H42ZM54 136V135H53ZM82 136V135H81ZM80 136V137H81ZM120 136V135H119ZM124 136V135H123ZM145 136V135H144ZM187 136V135H186ZM184 137V138H182V139H178L180 142V144L179 145H184V144H187L188 143V141H189V138L188 137ZM194 136V135H193ZM93 137V136H92ZM117 137V136H116ZM167 137V136H166ZM173 137H174V135H173ZM190 137H192V135L190 136ZM197 137V136H196ZM200 137V136H199ZM198 137V138H199ZM226 137V138H225ZM40 138H42V137H40ZM61 138V137H60ZM72 138V137H71ZM76 138H77V136H76ZM84 138V137H83ZM109 138V137H108ZM120 138H123L122 136L120 137ZM139 138V137H138ZM164 138H165V136H164ZM168 138V137H167ZM225 138V139H224ZM242 138H244L245 139V141L244 142H242L244 145H246V147L248 148V149H251V152H244V151H241V150H239L238 148H237V146H229L228 147V145H227V142L229 141V140H231V139H235L236 140V142H239V141H242L243 139ZM33 139V138H32ZM38 139V138H37ZM63 139H65V138H63ZM68 139V138H67ZM95 139V138H94ZM113 139V138H112ZM127 138H125L124 140H126ZM175 139V138H174ZM25 140V139H24ZM71 140V139H70ZM105 140V139H104ZM109 140V139H108ZM138 140V139H137ZM141 140V139H140ZM176 140V139H175ZM175 140L173 141L174 143H175ZM177 140V141H178ZM234 140V141H235ZM39 141V140H38ZM63 141V140H62ZM75 141V140H74ZM106 141V140H105ZM113 141V140H112ZM111 141V142H112ZM117 141H118V139H117ZM135 141V140H134ZM133 141V142H134ZM167 141V140H166ZM169 142L171 141V140H168ZM172 141H171V143H172ZM41 142V141H40ZM39 142V143H40ZM48 142V141H47ZM71 142V141H70ZM103 142V141H102ZM110 142V143H111ZM129 142V141H128ZM145 142V141H144ZM83 143V142H82ZM123 143V142H122ZM127 143V142H126ZM125 143V144H126ZM138 143V142H137ZM140 143V142H139ZM173 143V144H174ZM33 144V143H32ZM77 144V143H76ZM89 144H90V142H89ZM99 144V143H98ZM115 144H117V142L115 143ZM132 144V143H131ZM135 144V143H134ZM142 144V143H141ZM39 145V144H38ZM63 145V144H62ZM67 145V144H66ZM69 145V144H68ZM78 145V144H77ZM107 145H109L108 143H107ZM232 145V144H231ZM34 146V145H33ZM46 146V145H45ZM59 146V145H58ZM89 146V145H88ZM113 146V150H115L116 151V148L114 147L115 145L113 144L112 145ZM119 146V145H118ZM123 146H124V144H123ZM130 146V145H129ZM129 146H126V147H129ZM189 146H191V145H189ZM240 146V145H239ZM12 147V146H11ZM65 147V146H64ZM73 147V146H72ZM140 147V146H139ZM56 148V147H55ZM75 148V147H74ZM92 148V147H91ZM90 148V149H91ZM96 148V147H95ZM137 148V147H136ZM145 148V147H144ZM173 148V147H172ZM90 149H89V152H90ZM123 149H125V148H123ZM122 148H121V150H123ZM141 149V148H140ZM195 149H197V148H195ZM69 150V149H68ZM102 150V149H101ZM110 150V149H109ZM120 150V151H121ZM134 150V149H133ZM201 150V149H200ZM70 151V150H69ZM107 151V150H106ZM128 152H129V150H127ZM127 151H125V152H127ZM131 151V150H130ZM135 151V150H134ZM133 151V152H134ZM142 151V150H141ZM173 151V150H172ZM197 151H198V149H197ZM3 152H5V151H3ZM54 152V151H53ZM57 152V151H56ZM71 152H72V150H71ZM85 152V151H84ZM112 152H114V151H112ZM138 152V151H137ZM140 152V151H139ZM195 152V151H194ZM199 152V151H198ZM201 152V151H200ZM205 152V151H204ZM52 153V152H51ZM88 153V152H87ZM144 153V152H143ZM143 153H142V155H143ZM172 153V152H171ZM179 153V152H178ZM177 153V154H178ZM209 153V152H208ZM8 154V153H7ZM94 155H97V158H98V156L99 157H103L102 156V151H100V149H98V150H95L94 151V153H93ZM115 154V153H114ZM128 154H130V152L128 153ZM133 154V153H132ZM84 155H86V154H84ZM90 155V154H89ZM119 155V154H118ZM122 154H120L119 156H121ZM187 155H188V153H187ZM205 155V154H204ZM72 156V155H71ZM73 156H75V155H73ZM135 156H136V154H135ZM166 156V155H165ZM52 157V156H51ZM50 157V158H51ZM80 157V156H79ZM91 157V156H90ZM94 157V156H93ZM8 158V157H7ZM57 158V157H56ZM71 158V157H70ZM86 158V157H85ZM88 158V157H87ZM104 158V157H103ZM106 158L108 159V160H110V161H112V162H116L114 165H115V170H119L120 172L122 171V172H124V173H126V171H125V168L127 169V168H129L130 169V165L131 166H133L132 165V163H135L134 161H133V157H131V155L130 156H128L127 154H124V155H122L121 157H117L118 159L116 160L115 158H114V156L112 155V154H106ZM136 158V157H135ZM143 158V157H142ZM190 158H191V156H190ZM72 159V158H71ZM99 159V158H98ZM98 159H97V161H98ZM100 159H102V158H100ZM52 160V159H51ZM74 160V159H73ZM93 160H94V158H93ZM104 160V159H103ZM142 160H141V163H142ZM48 161V160H47ZM56 161V160H55ZM87 161H88V159H87ZM100 161V160H99ZM105 161V160H104ZM118 161V162H117ZM136 161V160H135ZM171 161H172V163H173V168H171L170 170L168 169V170H166V167H167V165H168V163L170 162L171 163ZM49 162V161H48ZM72 162H74V161H72ZM206 162V161H205ZM46 163V162H45ZM59 163H63V165L61 166V167H63V169L62 170H60V167H59ZM65 162H63L62 160H60V159H58V161H56L55 163H53V164H51V165H53V166H56L57 167V169H50L49 170V167L46 165V164H41V163H39V164H37L36 162H35V168H37L38 169V172L39 173H45V172H50L51 173V176H55V177H60V179H64L65 178V176L68 174V173H70L71 172V168H72V170H73V166H70V165H66V164H64ZM169 163V164H170ZM11 164V163H10ZM136 164H138V163H136ZM50 165V164H49ZM74 165V164H73ZM78 165V164H77ZM98 165V164H97ZM3 166H4V164H3ZM3 166H2V169H3ZM8 166V165H7ZM29 166L31 167L32 166V164H29ZM70 166V167H69ZM79 166V165H78ZM95 166V165H94ZM134 166H135V164H134ZM137 166V165H136ZM142 166V165H141ZM170 166V165H169ZM52 167V166H51ZM76 167V166H75ZM102 167V166H101ZM11 168V167H10ZM55 168V167H54ZM103 168H104V166H103ZM141 168V167H140ZM8 169H9V167H8ZM13 169V168H12ZM80 169H81V167H80ZM109 169H113L112 168V166H110V165H108V166H106V169L105 170H109ZM139 169V168H138ZM137 169V170H138ZM185 169H186V171H187V173H193V175H190L189 177V179H187V180H184L183 179V177L185 176ZM35 170V169H34ZM17 171V170H16ZM19 171V170H18ZM97 171H98V169H97ZM113 171V170H112ZM139 171V170H138ZM7 172V171H6ZM60 172V173H59ZM108 172V171H107ZM129 172V171H128ZM137 172V171H136ZM1 173V172H0ZM38 173V174H39ZM139 173V172H138ZM142 173V172H141ZM7 174V173H6ZM49 174V173H48ZM71 174V173H70ZM69 174V175H70ZM78 174H80V173H78ZM106 174V173H105ZM115 175V174H114ZM118 175V174H117ZM226 175H231V181H228L227 179H226ZM41 176V175H40ZM104 176V175H103ZM127 176H129V175H127ZM30 177V176H29ZM49 177V176H48ZM69 177H73V176H69ZM78 177V176H77ZM76 177V178H77ZM129 177H131V176H129ZM151 177V178H150ZM152 177H155V178H152ZM210 178L211 179V181L210 182H212V183H203L202 181H201V178ZM2 178V177H1ZM42 178H44L43 176H42ZM75 177H73V179H74ZM84 178V177H83ZM100 178V177H99ZM110 178V177H109ZM141 178V177H140ZM188 178V177H187ZM3 180H4V178H2ZM15 179V178H14ZM47 179V178H46ZM59 179V180H60ZM69 179V178H68ZM72 179V180H73ZM78 179V178H77ZM80 179V178H79ZM90 179H91V177H90ZM105 179V178H104ZM7 180V179H6ZM24 180V179H23ZM71 180V179H70ZM99 180H101V179H99ZM102 180H103V178H102ZM5 181V180H4ZM53 181H55V178L53 177H51V179H50V184L53 182ZM61 181V180H60ZM79 181V180H78ZM82 181V180H81ZM86 181V180H85ZM94 181V180H93ZM96 181V180H95ZM116 181V184L117 185H113V182H115ZM138 181V180H137ZM157 181H159V183L157 182ZM6 182H8V181H6ZM63 183L64 182H66L65 181V179H64V181H62ZM261 182V181H260ZM61 183V182H60ZM72 183V182H71ZM82 183V182H81ZM88 183V182H87ZM96 183V182H95ZM69 184V183H68ZM85 184V183H84ZM99 184V183H98ZM14 184H12V186H13ZM86 185V184H85ZM141 185V184H140ZM16 186V185H15ZM46 186H48V185H46ZM51 186V185H50ZM76 186V185H75ZM75 186H71L70 185V187H71V189L73 190V191H71V194H72V192L76 195V196H78L79 194H82L83 193V190H81L79 187H75ZM49 187V186H48ZM59 187V186H58ZM82 187V186H81ZM99 187H101V186H99ZM13 188V187H12ZM54 188H55V186H54ZM60 188V190L61 189H64V190H66V188H65V186L64 185H62L61 187H59ZM102 188V187H101ZM5 189V188H4ZM25 189V188H24ZM57 189V188H56ZM3 190V189H2ZM16 190V189H15ZM19 190V189H18ZM97 190V189H96ZM103 190V189H102ZM106 190V189H105ZM174 190V192H171V191H173ZM59 191V190H58ZM91 191V190H90ZM97 192H98V190H97ZM122 192V193H123ZM3 193V192H2ZM17 193V192H16ZM21 193V192H20ZM24 193V192H23ZM46 193H48V192H46ZM52 193V192H51ZM65 193H66V191H65ZM69 193V192H68ZM101 193V192H100ZM103 193V192H102ZM237 193V194H236ZM0 194H1V192H0ZM11 194V193H10ZM25 194V193H24ZM33 194H36V193H33ZM92 194V193H91ZM46 195V194H45ZM56 195V194H55ZM98 195H99V193H98ZM104 195V194H103ZM124 195V194H123ZM1 196H3V195H1ZM52 196V195H51ZM84 196V195H83ZM92 196H93V194H92ZM127 196H129V195H127ZM57 197V196H56ZM70 197V196H69ZM78 197H80V196H78ZM105 197V196H104ZM5 198V197H4ZM14 198V197H13ZM55 198V197H54ZM66 198H68V197H66ZM100 198V197H99ZM102 198V197H101ZM12 199V198H11ZM19 199V198H18ZM61 199V198H60ZM73 199V198H72ZM86 199V198H85ZM84 199V200H85ZM90 199V198H89ZM92 199V198H91ZM109 199V200H110ZM127 199V198H126ZM46 200V199H45ZM59 200V199H58ZM75 200V199H74ZM83 200V199H82ZM96 200V199H95ZM127 200H129V199H127ZM256 200V199H255ZM4 201V200H3ZM12 201V200H11ZM14 201V200H13ZM47 201V200H46ZM6 202V201H5ZM21 202V201H20ZM65 202H67V203H70V201H65ZM64 202V203H65ZM77 202V201H76ZM157 202V203H156ZM14 203H16V202H14ZM19 203V202H18ZM158 203H160V205L158 204ZM5 204V203H4ZM8 204V203H7ZM52 204V203H51ZM57 204V203H56ZM79 204V203H78ZM81 204H84V202H81ZM87 204V203H86ZM85 204V205H86ZM128 204H129V202H128ZM61 205V204H60ZM66 205V204H65ZM65 205L63 204V205H61V211H60V213H58V214H56L55 216L53 215V213H52V221L51 222H55L58 226H60V227H69V226H71L70 225V222L71 223H73V224H75V225H77V223H79V221L80 220H77V221H74L73 219L70 221V216L68 215V212H67V210H66V208L67 207H65ZM96 208L98 207L99 208V212H98V214L99 213H101V209H102V200H96L95 202H94V204H93ZM92 205V206H93ZM125 205V204H124ZM133 205V206H134ZM2 206V205H1ZM13 206V205H12ZM58 206V205H57ZM70 206V205H69ZM81 206V205H80ZM92 206H91V208H92ZM109 206V205H108ZM107 206V207H108ZM121 206V205H120ZM187 206H189V209L190 210H192V211H194V212H192V211H188L187 209H186V207ZM5 207V206H4ZM3 207V208H4ZM71 207V206H70ZM144 207V206H143ZM246 207H248V208H250V210H248ZM16 208V207H15ZM58 208H60V207H58ZM90 208V207H89ZM94 208V207H93ZM138 208V207H137ZM81 209H82V214H81V217H84V215H86L87 214V212L88 211H86V210H88V208L87 209H85V206H81ZM121 209V208H120ZM130 209V208H129ZM4 210V209H3ZM6 210V209H5ZM13 210V209H12ZM68 210H69V208H68ZM92 210V209H91ZM95 210V209H94ZM111 209H109V211H110ZM113 210V209H112ZM111 210V211H112ZM132 210V209H131ZM71 211V210H70ZM86 211V212H85ZM90 211V210H89ZM128 211V210H127ZM18 212V211H17ZM79 212H80V210H79ZM106 212V211H105ZM154 212H156L155 214H153ZM133 213V212H132ZM141 213V214H140ZM0 214H1V211H0ZM6 214H7V212H6ZM10 214H11V212H10ZM28 214V213H27ZM35 214V213H34ZM74 214V213H73ZM97 214V215H98ZM134 214V213H133ZM178 214H181V216L179 217L178 216ZM97 215H96V217H97ZM121 215V214H120ZM131 215V214H130ZM162 215V216H161ZM6 216H8V215H6ZM10 216H12V215H10ZM24 216V215H23ZM76 216V215H75ZM74 216V217H75ZM89 217H91L90 215H88ZM88 216H86L85 218H87ZM93 216V215H92ZM124 216V215H123ZM178 216V217H177ZM77 217V216H76ZM115 217H118V219H117V222H115ZM103 218V217H102ZM102 218H101V220H102ZM181 218H182V220H181ZM30 219H32V217L30 218ZM81 219V218H80ZM93 219V218H92ZM24 220H26V219H24ZM83 220V219H82ZM100 220V221H101ZM104 220H102V221H104ZM150 220V221H151ZM166 220H167V218H166ZM0 221H1V219H0ZM4 221V220H3ZM149 221V222H150ZM168 221V220H167ZM148 222V223H149ZM170 222V221H169ZM185 222V221H184ZM187 222H189L190 223V221H187ZM240 222V221H239ZM6 223V222H5ZM81 223V222H80ZM94 223V222H93ZM101 223V222H100ZM103 223V222H102ZM156 223V222H155ZM163 223V222H162ZM165 223V222H164ZM171 223H172V221H171ZM170 223V224H171ZM201 223V222H200ZM256 223V224H257ZM11 224V223H10ZM34 224V223H33ZM181 224H182V222H181ZM186 224V223H185ZM235 224V223H234ZM250 224V223H249ZM151 225V224H150ZM157 225V224H156ZM167 225V224H166ZM197 225V224H196ZM245 225V224H244ZM254 225V224H253ZM79 226V225H78ZM82 226V225H81ZM168 226V225H167ZM170 226V225H169ZM199 226V225H198ZM203 226V225H202ZM218 226V225H217ZM226 226V225H225ZM235 226H237V225H235ZM242 226V225H241ZM246 226V225H245ZM251 226H252V223H251ZM9 227V226H8ZM11 227V226H10ZM158 227V226H157ZM160 227V226H159ZM183 227V226H182ZM185 227V226H184ZM192 227V226H191ZM5 228V227H4ZM12 228V227H11ZM106 228V227H105ZM178 228V227H177ZM233 228V227H232ZM235 228V227H234ZM6 229V228H5ZM72 229H73V232L72 233H79V232H81L82 231V228L81 227H72ZM146 229H148V228H146ZM151 229H152V227H151ZM154 229V228H153ZM159 229V228H158ZM168 229H170V228H168ZM175 229V228H174ZM186 229V228H185ZM212 229V228H211ZM2 230V229H1ZM16 230H18V229H16ZM89 230V229H88ZM106 230V229H105ZM149 230V229H148ZM159 230H161V229H159ZM164 230V229H163ZM171 230V229H170ZM175 230H177V229H175ZM12 231V230H11ZM85 231H87V230H85ZM153 231V230H152ZM157 231V230H156ZM219 231V230H218ZM28 232V231H27ZM88 232V231H87ZM149 232V231H148ZM187 232V231H186ZM191 232H192V230H191ZM194 232V231H193ZM255 232V231H254ZM7 233V232H6ZM5 233V234H6ZM11 234H13L12 232H10ZM19 233V232H18ZM70 233V232H69ZM96 233V234H95ZM175 233H176V231H175ZM182 233V232H181ZM179 234L178 233V235H175L176 236V238H177V241H175V240H172V239H170L169 240V245H171V246H173V247H170L171 249L170 250H172V251H178V249H180L181 247H182V242L184 241V234ZM204 233V232H203ZM1 234V233H0ZM4 234V233H3ZM167 234H169V232L167 233ZM172 234H173V232H172ZM177 234V233H176ZM254 234V233H253ZM15 235V234H14ZM74 235V234H73ZM79 235V234H78ZM110 235V234H109ZM147 235V234H146ZM189 235V234H188ZM4 236V235H3ZM84 236H85V234H84ZM241 236V235H240ZM262 236H264V235H262ZM5 237V236H4ZM9 237V236H8ZM7 237V238H8ZM15 237V236H14ZM13 237V238H14ZM17 237V236H16ZM77 237V236H76ZM113 237V236H112ZM169 237V236H168ZM172 237V236H171ZM194 237V236H193ZM196 238H197V244L196 245H198V249H202V248H204V250H207V246L209 245V244H207L205 247H203L202 245H201V239H202V237L201 236H199V235H196L195 236ZM9 238H12L11 237V235H10V237ZM33 238V237H32ZM78 238V237H77ZM167 238V237H166ZM170 238V237H169ZM221 238H223V237H221V235H220V233H218L217 231L215 232V234L214 233H212V234H208L207 236H206V239H207V243L210 241V243L214 240L215 241V244H217L216 245V247L218 248L219 247V245H221L222 246V243H221V241H222V239ZM3 239V238H2ZM1 239V240H2ZM86 239V238H85ZM89 239V238H88ZM165 239V238H164ZM179 239V240H178ZM186 239V238H185ZM15 240V239H14ZM13 240V241H14ZM20 240H22V239H20ZM81 240H82V238H81ZM84 240V239H83ZM165 240H167V239H165ZM188 240V239H187ZM186 240V241H187ZM195 240V239H194ZM226 240V239H225ZM12 241V240H11ZM12 241V242H13ZM90 241H91V239H90ZM230 241V240H229ZM256 241V240H255ZM166 242V241H165ZM241 242V241H240ZM258 242V241H257ZM98 243V242H97ZM205 244H206V242H204ZM221 243V244H220ZM1 244V243H0ZM87 244V243H86ZM99 244V243H98ZM203 244V243H202ZM212 244V243H211ZM210 244V245H211ZM110 245H111V243H110ZM204 245V244H203ZM214 245V244H213ZM212 245V246H213ZM10 246V245H9ZM100 246H102V245H100ZM3 247V246H2ZM6 247H8V246H6ZM14 247V246H13ZM73 247H75V246H73ZM174 247H176V248H178V249H176V248H174ZM239 247V245L238 244H234L233 245V247L232 246H230L229 248H231L232 249V251H234V254L233 253H230V254H227L226 255V257H225V263L224 264H243L242 263V256H240V255H235V252H241V250L238 248ZM241 247V246H240ZM16 248V247H15ZM85 248V247H84ZM88 248H89V246H88ZM100 248V247H99ZM141 248H143L142 249V254H140V249ZM196 248V247H195ZM223 248V247H222ZM242 248V247H241ZM76 249V248H75ZM78 249V248H77ZM228 249V248H227ZM74 250V249H73ZM86 250V249H85ZM96 250V249H95ZM182 250V249H181ZM228 250H230V249H228ZM11 251V250H10ZM14 251V250H13ZM183 251V250H182ZM220 251H222V250H220ZM227 251V250H226ZM258 251V250H257ZM19 252V251H18ZM95 252V251H94ZM165 252V253H164ZM180 252V251H179ZM196 252H197V250H196ZM14 253V252H13ZM17 253V252H16ZM20 253V252H19ZM202 253V252H201ZM86 254V253H85ZM186 254V253H185ZM263 256L260 258L261 259V264H264V251H263ZM77 255V254H76ZM178 255V254H177ZM19 256V255H18ZM74 256V258H75V255H73ZM176 256V255H175ZM243 256H245L244 255V253H243ZM85 257V256H84ZM94 257H96V256H94ZM139 258V261H137V260H135V259H137V258ZM149 257V256H148ZM196 257V256H195ZM198 257V256H197ZM71 258V257H70ZM79 258V257H78ZM142 258V259H141ZM192 258V257H191ZM92 259V258H91ZM170 259V258H169ZM154 260H155V258H154ZM43 261V260H42ZM71 261V260H70ZM82 261V260H81ZM136 261L138 262V263H136ZM157 261H159V260H157ZM16 262V261H15ZM74 262V261H73ZM86 262V261H85ZM100 262V261H99ZM156 262V261H155ZM154 262V263H155ZM212 262V261H211ZM42 263V262H41ZM40 263V264H41ZM72 263V262H71ZM97 263V262H96ZM158 263V262H157ZM6 264V263H5ZM57 264H68V263H66V262H64V261H62V263L61 262H57ZM76 264V263H75ZM161 264V263H160ZM214 264V263H213ZM216 264H218V263H216Z\"/></svg>","mask_w":264,"mask_h":264}]
</instances>
